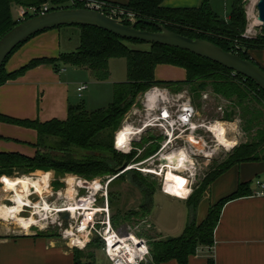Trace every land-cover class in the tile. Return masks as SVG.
I'll list each match as a JSON object with an SVG mask.
<instances>
[{
  "label": "trees",
  "instance_id": "1",
  "mask_svg": "<svg viewBox=\"0 0 264 264\" xmlns=\"http://www.w3.org/2000/svg\"><path fill=\"white\" fill-rule=\"evenodd\" d=\"M164 1L127 0L124 4L108 3L133 13L137 20L135 28L138 30L157 32L158 28L154 24H160L167 30L190 39L209 41L226 52L256 64L250 58L249 52L264 50V34L261 31L254 38L244 37L247 21L243 0H231L227 19L213 11L212 0H201L196 8H166L162 6ZM14 5L24 8L48 5L49 11L83 8L77 2L71 5L69 0H0V38L18 25L12 14L11 8ZM67 27L78 29L79 44L74 52L60 53L56 58L32 59L15 71H6L5 65L11 55L38 33L18 45L6 58L0 68V86L18 79L28 70L40 65H50L56 71L60 66L70 65L87 71L95 81L104 82L110 77L109 61L112 59L125 60L126 79L113 84L112 100L106 107L88 110L83 103L69 106L67 117L63 121L53 119L41 123L37 120H17L0 114V123L34 130L37 135L36 146L43 147L47 141H51L54 145L51 149L59 153L52 155L50 150L44 148L37 149L33 156L0 152V177H11L15 173L53 172L56 180L51 182L52 188L60 189L63 184L58 179L67 174L88 181L113 175L114 178L108 184L110 186L116 181H127L126 177L131 173V184L142 194L138 211L131 210L124 214L117 212L118 214L111 216V223L113 227H117L119 222H125L132 216H147L152 208L156 183L147 182L133 170H121L122 166L129 163L133 154H123L115 150L113 136L136 98L154 86L178 92L181 86L188 85L192 102L210 88L213 94L229 101L232 106V110L224 114L223 120L232 121L235 109L238 108L244 122L242 129L244 132L254 130V134L250 141L236 146L224 163L208 172L202 184L187 197L185 206L189 220L182 233L177 237L151 238L148 243L153 264H163L171 260L177 264H188V258L195 255L199 247L213 246V233L223 206L231 200L252 195L250 182L240 183L233 193L209 207L201 222H196L193 217L203 193L221 174L238 164H264V93L249 79L187 51L159 44H148V50L135 49L134 45L147 43L124 39L94 27L63 26L51 30L60 31ZM159 65L184 70V79H156L155 68ZM158 149V145L151 146L142 158H150ZM45 175L50 174L39 176ZM146 198H149V203ZM108 202L112 207L114 195L111 193L108 194ZM38 236L45 235L41 233ZM102 247L103 242L98 237H93L84 250L74 248V264H95V250L102 251ZM207 264H213L211 257L207 259Z\"/></svg>",
  "mask_w": 264,
  "mask_h": 264
},
{
  "label": "crops",
  "instance_id": "2",
  "mask_svg": "<svg viewBox=\"0 0 264 264\" xmlns=\"http://www.w3.org/2000/svg\"><path fill=\"white\" fill-rule=\"evenodd\" d=\"M102 1L117 4L127 2V0ZM200 2L201 0H165L162 6L166 8H196ZM247 16L249 19V12H247ZM13 17L15 19L16 15ZM224 18L227 19L228 15ZM249 26L250 28L246 32L259 31L254 22L251 21ZM68 33L64 37L69 35ZM59 41V30L39 33L11 55L5 65L6 71H15L32 59L58 57L60 54ZM249 54L250 58L264 70V50L251 51ZM75 69L77 70L68 72L63 69V66H60L56 71L50 65H40L28 70L18 79L8 81L0 86V114L17 120H37L41 123L53 119L63 121L67 117L68 107L79 104L77 103L78 99L84 97L79 96L77 92L79 86H86L81 94L89 93L90 86L92 87L91 93L87 95V101L94 97L99 102L98 104L108 105L109 103L106 102L112 98L113 84L126 79L125 75L124 79L112 80L110 73L107 81L99 82L95 81L87 71ZM184 76V70L179 68L163 65L155 68V78L158 80L180 81L184 79ZM83 104L85 105L84 102ZM106 106H100V108ZM36 138L34 130L0 123V152H17L33 156V148H28L25 144L34 145ZM47 173L51 174L52 172ZM8 178L0 179V205H3L4 201L10 202L8 195L12 193L9 186L15 182L11 181V177ZM45 179L49 188V181L47 178ZM257 181L264 182L263 163L238 164L216 178L203 193L196 209V222H201L206 217L209 207L233 193L240 183L250 182L252 190L251 196L231 200L223 206L218 224L214 229L213 246L199 247L196 254L188 258V264H207L209 257L213 259V264H264V191L259 194V187L256 186ZM161 193L178 201L184 200V204L188 197L178 198ZM186 210V220L180 234L189 220L188 209L186 208ZM147 217L158 235L157 238H170V235L162 233L165 230L164 224L162 226L157 219H152L151 210ZM7 223L10 224V221H6L0 214V264H74V247L71 243L59 242L46 235L38 236L35 233H27L26 231L29 229L27 224L24 225L25 228L20 227L23 232L25 231L24 233L20 232L23 234H16V232H11ZM14 223H19L16 224L18 227L22 226L20 222ZM176 224V221L172 222L171 227ZM169 228L167 227L168 230ZM84 248L77 249L84 250ZM99 253L101 256L98 258ZM94 255L95 264H109L102 251H95ZM148 264L153 263L149 262ZM163 264L177 263L171 260Z\"/></svg>",
  "mask_w": 264,
  "mask_h": 264
},
{
  "label": "rangeland",
  "instance_id": "3",
  "mask_svg": "<svg viewBox=\"0 0 264 264\" xmlns=\"http://www.w3.org/2000/svg\"><path fill=\"white\" fill-rule=\"evenodd\" d=\"M258 2V0H257ZM242 3L244 4V10L246 15V21L247 26L246 30H249L250 26L249 23L252 21L254 24H256L257 28H259V31H251L248 36L256 37L260 34V24L257 21V9L256 5L251 7H248L251 3V0H243ZM213 11H215L220 17L224 18L228 15L231 7V0H212L211 3ZM114 7V12H119L121 10H124L126 13L129 12L125 9H122L118 6H112ZM15 5L12 6L11 9H13L12 14L16 15V10L14 9ZM108 10V13L111 10V7L106 8ZM247 12L250 13V18L248 19ZM254 29V28H253ZM60 41H59V52L60 53H70L74 52L79 44V37H78V29L75 27H67L63 28L60 31ZM69 32V35H66ZM247 35V34H246ZM135 49L139 50H148L149 45L148 44H137L133 46ZM110 73L111 79L117 81L118 79H124L126 75V67H125V60L124 59H113L110 61ZM76 68V67H75ZM74 67L67 65L63 66L64 70H67L68 72H71L72 70H77ZM80 70V69H78ZM78 72V71H77ZM174 81V80H169ZM116 83V82H115ZM91 86L89 93H91ZM88 92L85 94H81V97L79 98L77 103H85V107L88 110H93L96 108H100V106H106L107 104H98L97 100L92 97L90 100L87 101V95ZM148 94L155 95L156 102L154 104V107L151 108L146 103V98ZM159 95L160 97H158ZM157 96V97H156ZM159 99V100H158ZM112 98L109 99L110 103ZM87 101V102H86ZM192 102V97L189 93V86H181L180 91L173 92L170 88L166 87H160V86H154L150 88L146 93L143 95H140L136 98V101L134 105L131 107V109L126 113L124 116L123 121L121 122V125L119 129L115 132L113 136V147L115 150H117L120 153L123 154H130L132 153V159L129 161L127 165L122 166L121 170L125 172L126 170H133L134 172H138L143 178L147 180L149 183H156V191L152 199V208H151V217L152 219H157L159 223L164 227L165 230H163V235H170L169 237H176L180 234L181 229L185 223L186 220V207L183 201H178L174 198H170L164 194H162V181L164 179L166 169L161 167V158L165 156V154H170L173 152H178L180 150H184L186 154L189 157V162L191 164L192 170L191 171H184L182 173H179L181 176H183L185 179H187V182L189 181V186H187V182L183 185H185L187 188H189V193L191 189V193L194 189H196L199 185L202 184V181L204 180L206 174L210 172L212 169L216 168L219 164L224 163L229 155L232 153V150L247 141H250L254 134V130L250 132H244L242 129V126L244 125V122L241 118V110L238 108L235 109L234 116L232 118V121H224L223 116L226 112H229L231 109V104L229 101L216 96L212 93L210 88H208L205 92L201 93L199 98H195ZM189 104L193 109V115L190 120V123L186 126L187 130L181 136L184 138L182 141L177 140L173 141L170 144H168L166 147H162L165 145V138L160 133L159 128L155 127H146V124H151L153 122L156 123L154 120V117L157 116V111L161 106H165L167 108H170L169 110L172 111V115L177 114L179 112V109L183 105ZM157 124V123H156ZM145 125V126H143ZM217 126V131L212 134L211 131L208 130L210 126ZM150 126V125H148ZM195 126V132H192L194 129L191 127ZM128 129V143L129 146H127L126 150L120 151L116 148L117 142H116V135L118 132L123 129ZM37 138L35 141V144H25L28 148H33L34 154L35 152L42 148L44 150H50L52 152V155H59V153L55 152L51 148L54 147L52 145L51 141H47L46 144L42 146H36ZM158 145L159 149L157 152L151 156L150 158L143 159L142 156L146 150H148L151 146ZM42 152V150H41ZM45 173H36V174H18L15 173L13 176H11V181H14L15 183L18 180H21L25 177L28 178H36L39 177L43 180V185L45 187V190H49L47 194H45L43 197L39 196L38 194H31L29 196V203L28 207H24L22 209V213H20L21 219H29L31 217V213L33 210V204H42L44 203L52 208V211L48 212V214L39 215L35 218V221H38L41 219V216H43L44 221L39 223H30V222H20L22 223L19 227L14 223L17 221H10V224L7 223V227L11 230V232H16V234H23L24 232L21 231L20 227L23 228L25 224H27L28 228L30 226H34L27 230V233H35V234H43L50 237L55 238L59 242H67V240H64L60 233L59 228L57 224H63L62 219L65 217L64 213H57L55 209L63 207L67 205L70 202H73L74 195L72 197V201L65 199V195L71 194L72 189L75 184H77L78 181H83L85 179L67 174L64 177H61L58 179V181L63 184V187L60 189H54L52 188L51 182L56 180L55 174L52 172L49 176H39L46 174ZM127 173V172H126ZM124 173V174H126ZM159 174L158 177L154 174ZM169 180L172 182L179 181L178 176L174 175H168ZM9 179L6 176H1L0 179ZM47 178L49 181V188ZM114 178L112 176H103L98 177L93 180H85L87 182L92 183L96 182L99 183L103 187L102 192H106L107 199L108 194L114 195V204L111 207L109 204V212L110 215L118 214L117 212H120L119 214H124L129 211H138V207L141 203V196L140 190L137 189L133 184H131L132 175L131 173L128 174L126 178L127 181H116L115 183H112L110 186L107 185L105 189V184L109 179ZM138 182V181H136ZM14 183V184H15ZM14 184L9 186L10 191L12 192ZM88 184V185H89ZM13 193V192H12ZM61 194L58 196L57 194ZM188 193V194H189ZM190 193V194H191ZM85 194V190L80 191V195ZM12 194L9 193L8 197H11ZM189 196V195H187ZM186 196V197H187ZM185 197V198H186ZM147 203H149V198L145 199ZM109 203V202H108ZM61 204H63L61 206ZM3 205H10L9 201H4ZM102 202L101 199L97 200V206L101 207ZM31 208V209H29ZM197 212L193 215V217L196 218ZM120 215H117V217ZM143 216H132L125 222H119L117 227H120L122 225L128 224V225H135L138 224V220L142 219ZM34 219V218H33ZM38 219V220H37ZM173 219V220H172ZM8 221L7 219H5ZM176 221V225L171 227L172 222ZM171 222V223H170ZM167 227H170L169 230ZM25 228V227H24ZM138 233L143 236L147 242L149 243L152 239H156L158 235L155 233V230L153 227L150 229L146 227L145 224L140 225L137 227ZM170 231V232H169ZM23 232V233H20ZM59 235V237H57ZM83 237V235H82ZM152 238V239H151ZM71 243V242H70ZM81 244L83 243L82 239H79L78 241L72 239V244ZM149 245V244H148ZM97 252H101V250H95ZM101 256V253L98 254V258Z\"/></svg>",
  "mask_w": 264,
  "mask_h": 264
},
{
  "label": "built area",
  "instance_id": "4",
  "mask_svg": "<svg viewBox=\"0 0 264 264\" xmlns=\"http://www.w3.org/2000/svg\"><path fill=\"white\" fill-rule=\"evenodd\" d=\"M71 5L74 3L81 4L84 9L97 11L103 13L111 18L119 21L131 23L136 20L135 15L131 12H125L124 10L114 12L113 5L107 1L102 0H69ZM107 7H111L108 13ZM49 12L48 5H43L41 7H29L24 8L21 6L16 7V17L15 20L18 23L25 21L28 18L42 15ZM247 34V35H246ZM250 34L249 31L245 32L244 37ZM86 89L85 85H81L77 88V92L80 93ZM188 108L186 112H181L182 106L177 114L172 115V111L165 106H161L157 111V116L154 117L156 121L151 124H146V127L159 128L160 133L165 138L166 147L171 142L177 140L182 141L184 138L183 134L187 130L186 126L190 123L193 115L192 107L187 104L183 105ZM183 115V119H180V115ZM150 125V126H148ZM145 126V125H143ZM192 128V127H191ZM192 132H195V128ZM157 177L159 174L154 173ZM113 179V178H112ZM109 179L105 184V189L109 182ZM86 185L79 186L78 184L74 187V199L73 202L76 204L74 210L72 211H62L57 213H64L65 217L62 219L63 224H57L59 228V233L64 240L68 243H72V237H76L77 234H82L83 243L72 244L74 248L82 249L88 244L93 237H98L103 242L102 252L109 264H148L151 262L150 249L147 240L138 233L137 227L145 224L149 229L152 227L147 216H143L142 219L138 220V224H125L120 227H113L111 223V215L109 212V203L107 199L106 192L103 191V187L99 184L98 189L92 188L89 182L83 180ZM95 183V182H93ZM165 179L162 181V192L167 194L163 188ZM189 186V181L187 182ZM256 186L259 187V194L264 191V182H256ZM85 190V194L80 195V191ZM191 193V189H190ZM189 193V194H190ZM188 194V195H189ZM60 196L61 194H57ZM101 199V207L97 206V200ZM67 208V207H65ZM31 209V208H29ZM32 215V213H31ZM86 220V225L82 229V223ZM33 226H30L32 228ZM23 231V230H21ZM25 232V231H24ZM27 232V231H26Z\"/></svg>",
  "mask_w": 264,
  "mask_h": 264
},
{
  "label": "water",
  "instance_id": "5",
  "mask_svg": "<svg viewBox=\"0 0 264 264\" xmlns=\"http://www.w3.org/2000/svg\"><path fill=\"white\" fill-rule=\"evenodd\" d=\"M256 9V19L264 34V0H258ZM136 23L137 20L127 23L84 8L49 11L18 23L0 38V68L18 45L38 33L63 26H87L112 33L124 39L147 44H159L187 51L249 79L264 93V71L250 60H245L236 54L226 52L209 41L190 39L176 34L160 24H154L158 28L157 32H148L136 29Z\"/></svg>",
  "mask_w": 264,
  "mask_h": 264
},
{
  "label": "bare ground",
  "instance_id": "6",
  "mask_svg": "<svg viewBox=\"0 0 264 264\" xmlns=\"http://www.w3.org/2000/svg\"><path fill=\"white\" fill-rule=\"evenodd\" d=\"M257 4V0H251L250 3V9L251 7L255 6ZM250 14V13H249ZM158 97H160L159 95H157ZM156 96V97H157ZM159 100V99H158ZM156 102L155 99V95L152 94H148L147 98H146V103L148 104V106H150L151 108L154 107V104ZM182 110L181 112H186L188 110V108L186 106H182ZM184 114L180 115V119H183ZM195 128V126H192V129ZM209 131H211L212 134H214L217 131V126H210L208 128ZM128 129L127 128H123L121 129L118 134L116 135L117 139V146L116 148L120 151H124L126 150L127 146H129V139H128ZM161 160H163L161 162V167L166 169V173L164 176L165 179V183H164V190L165 192H167V194L169 195H173L174 197H178V198H184L188 195L189 193V188H187L185 185H183V182H187V179H185L183 176H181L179 173H182L184 171H191L192 167L191 164L189 162V157L186 154V152L184 150H180L177 153H170V154H165V156H163L161 158ZM168 175H176L179 177V182L178 181H174L172 182L171 180H169V176ZM181 181V182H180ZM43 180L39 177L36 178H28L25 177L21 180H18L12 189V195L10 197V202L11 204L6 206V205H0V214H2V216L7 219L8 221H17V222H30V223H39V222H43L45 218H43V216H41V219L38 221H35V218L39 215H46L48 214V212L52 211V208L49 207L48 205H46L43 202L42 204H33V212L32 215L29 219H21L20 217V213H22V209L24 207H28V205H30V201H29V196L31 194H38L39 196L43 197L45 194L48 193L49 190H45V187L43 185ZM77 184L79 186L81 185H86L85 182L82 181H78ZM75 184L74 187L77 185ZM92 188L94 189H98L99 186L98 184L95 183H90L89 184ZM74 187L72 189V193L65 195V199L67 200H71L73 195H74ZM72 201V200H71ZM75 203L74 202H70L67 205L57 208L55 209L57 212H62L65 210L68 211H72L75 208ZM67 207V208H65ZM34 218V219H33ZM38 220V219H37ZM86 220L83 221L82 223V229L85 227L86 225ZM82 238V234H77L76 237H72V239L78 241L79 239ZM78 245V243H77Z\"/></svg>",
  "mask_w": 264,
  "mask_h": 264
}]
</instances>
